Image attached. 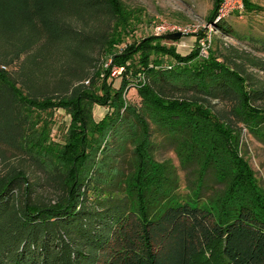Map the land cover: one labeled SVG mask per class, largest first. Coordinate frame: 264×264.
I'll return each instance as SVG.
<instances>
[{"label":"trees","instance_id":"16d2710c","mask_svg":"<svg viewBox=\"0 0 264 264\" xmlns=\"http://www.w3.org/2000/svg\"><path fill=\"white\" fill-rule=\"evenodd\" d=\"M128 13L119 0H58L39 28L0 18V145L42 174L30 180L20 164L0 174V264H264V188L239 152L242 129L264 144V82L248 71L264 59L217 43L180 55L161 35L111 55ZM163 55L175 64L163 68ZM107 59L122 68L116 87ZM140 77L138 104H126ZM93 104L106 107L96 122ZM54 108L70 117L63 142L46 149L41 131L28 143L33 113ZM154 137L178 169L148 153Z\"/></svg>","mask_w":264,"mask_h":264},{"label":"rangeland","instance_id":"374dc122","mask_svg":"<svg viewBox=\"0 0 264 264\" xmlns=\"http://www.w3.org/2000/svg\"><path fill=\"white\" fill-rule=\"evenodd\" d=\"M58 0H0V18L7 23H12L15 18H20L32 26L39 28V13L46 11L54 6ZM123 7L129 12L128 24L121 35L123 41L133 42L137 39L144 38L147 36H156L152 34L151 28L154 25L165 22L172 24L176 27H187L192 28L196 26L194 32H189L187 35H182L177 40H165L162 39L161 43L167 46H172L177 54H185L190 48L193 47L194 43L199 37L196 32L202 30V35L208 31L206 27H203L206 23V17L212 5V0H119ZM252 5L257 6L260 10H251L244 12L240 18L230 15L225 18L226 24L231 27L233 35H224L219 29L215 32H211L210 42L203 55L199 54L200 57H206V52L210 48L212 49L214 44L220 45H231L238 50L249 52L255 56L262 57L264 59V50L258 51L256 48H260L259 41L254 40L264 39V0H248ZM192 26V27H191ZM163 35V34H162ZM201 35V36H202ZM200 36V37H201ZM122 41V42H123ZM198 44V43H197ZM123 48L117 47L114 43L111 46L110 54H117L122 52ZM134 59L138 57L137 54L133 55ZM154 55L151 54V57ZM163 64V68L167 64H175L170 56H158ZM128 63V62H127ZM110 59H107L103 64L109 68V76L116 78L120 71L117 72L118 67L110 65ZM114 69L116 71L114 72ZM255 78L264 82V71H258L253 68H248ZM129 75V74H128ZM132 80L131 76H128ZM133 82H129L126 86V95L123 93V100L126 104H138V96L135 89L138 85L143 83V79L135 78ZM138 80V81H137ZM140 80V81H139ZM86 83V82H85ZM119 83L118 78L113 80L112 86L116 87ZM125 90V91H126ZM96 110V111H95ZM98 110V112H97ZM92 118L96 122L106 112L105 106L93 104L91 106ZM94 112V114H93ZM38 117H33L30 120L27 129L25 130V140L31 143L35 140L40 139L39 132H45V144L46 149L49 147V143L61 144L64 140L67 126L69 125L70 117L61 108H54L48 111H36L33 113ZM131 142V140H129ZM26 143V142H25ZM41 144V145H42ZM128 153L133 149V144L128 143ZM149 150V151H148ZM148 153L151 154L155 161L161 162L165 159H169L170 162L178 169V162L174 151L166 142L160 141L154 137L151 141V145L147 149ZM239 152L243 158L247 161L251 170L257 179L258 184L261 188H264V144L256 140L251 135L247 134L242 129L240 138ZM98 156V152L95 153V160ZM129 156V155H128ZM127 158L129 159L130 157ZM26 158V156H24ZM20 158V155L14 153V151L8 150L0 145V174L6 169L7 164L18 165L27 172L29 179L38 178L41 181V172L37 168L30 165L27 159ZM48 161L46 160V163ZM44 165V164H43ZM45 166V165H44ZM49 169V167L46 165ZM125 170L129 167L124 164ZM131 172V169L130 171ZM180 177L181 183H184L185 172L181 169L177 170ZM211 189H219L220 184L216 182H209ZM37 189L43 191L41 187ZM181 190H185L184 187ZM193 264H200L198 259L193 260Z\"/></svg>","mask_w":264,"mask_h":264},{"label":"built area","instance_id":"2783aa9c","mask_svg":"<svg viewBox=\"0 0 264 264\" xmlns=\"http://www.w3.org/2000/svg\"><path fill=\"white\" fill-rule=\"evenodd\" d=\"M244 13V3L243 0H220L217 4L215 15L213 17V20L211 22L206 23L203 27H206L208 29L207 32H205L201 37L198 38V50L199 54L203 55L205 53V50L210 42L211 39V32H215L218 28L216 27L215 23L224 20L230 15H234L238 18L242 16ZM192 27V26H191ZM196 30V26H193L192 28L187 27H176L169 23H159L157 25H154L151 28L152 34L154 35H162L166 33H172V32H180L182 35H187L189 32H194ZM125 43H128L126 41H123L119 44H117V47L123 48ZM121 67L116 68L117 72L120 71ZM114 69V72L116 71ZM122 69V68H121ZM142 79V77H141Z\"/></svg>","mask_w":264,"mask_h":264},{"label":"water","instance_id":"95a60500","mask_svg":"<svg viewBox=\"0 0 264 264\" xmlns=\"http://www.w3.org/2000/svg\"><path fill=\"white\" fill-rule=\"evenodd\" d=\"M180 36V32H172L161 35V38L165 40H177Z\"/></svg>","mask_w":264,"mask_h":264},{"label":"crops","instance_id":"0c3cea01","mask_svg":"<svg viewBox=\"0 0 264 264\" xmlns=\"http://www.w3.org/2000/svg\"><path fill=\"white\" fill-rule=\"evenodd\" d=\"M96 111V110H95ZM97 112H98V110H97ZM93 114H94V112H93Z\"/></svg>","mask_w":264,"mask_h":264}]
</instances>
